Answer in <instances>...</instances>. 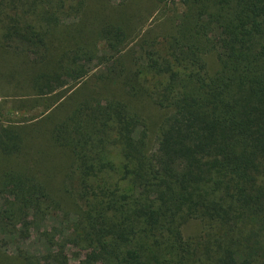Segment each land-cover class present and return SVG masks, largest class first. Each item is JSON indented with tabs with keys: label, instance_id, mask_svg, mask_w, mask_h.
Returning <instances> with one entry per match:
<instances>
[{
	"label": "trees",
	"instance_id": "1",
	"mask_svg": "<svg viewBox=\"0 0 264 264\" xmlns=\"http://www.w3.org/2000/svg\"><path fill=\"white\" fill-rule=\"evenodd\" d=\"M0 81V264H264V0H0Z\"/></svg>",
	"mask_w": 264,
	"mask_h": 264
},
{
	"label": "rangeland",
	"instance_id": "2",
	"mask_svg": "<svg viewBox=\"0 0 264 264\" xmlns=\"http://www.w3.org/2000/svg\"><path fill=\"white\" fill-rule=\"evenodd\" d=\"M179 10H183L181 6L178 4ZM158 9V10H156ZM160 7L155 8L154 10L149 11V13L143 12L141 13L140 18L142 23H145L143 29L146 30L147 28L150 27H155L158 21H163L164 17L162 15L163 11H159ZM168 12V13H167ZM167 15L173 16L172 12H169L166 10ZM167 23L164 22L162 24V27L165 28L167 27ZM210 58L211 62L210 65H216L214 63L215 58L214 57H208ZM14 93V92H12ZM19 98H26L24 95H19V93L16 94H11L7 89H4L2 86V82L0 81V124L2 123H7L8 121H14L16 124H25V123H30L39 120L41 117H43L45 114H47L50 110H46L45 107L41 104L35 105L31 107L32 105H24V103H21L19 101ZM150 105V104H148ZM150 113L147 116V118L151 121V125L154 124V122L158 121V119L162 115V110H160L158 107L154 105H150L149 109ZM157 128V127H156ZM154 129L155 132L157 129ZM154 135V134H153ZM59 174V172H58ZM70 187V185H67ZM64 215L63 214H55L51 216L47 221L45 222H40L39 226L41 230L45 229L46 226L49 224H57L61 229L67 226L66 219L64 220ZM202 230V224L200 223L199 220H191L188 221L184 225V234L186 236H191L194 235ZM22 245L24 248H27L31 252H41L44 250V244L43 241L41 240L40 234L36 232L35 229L32 230L31 235L28 239H26ZM3 250H8V248L15 249V247H7V246H2ZM68 252L70 254V258H74L75 252L77 250L70 246L68 249ZM73 261V260H72ZM74 262V261H73Z\"/></svg>",
	"mask_w": 264,
	"mask_h": 264
}]
</instances>
